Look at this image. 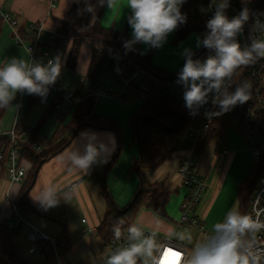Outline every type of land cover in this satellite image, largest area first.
<instances>
[{"label":"crops","instance_id":"1","mask_svg":"<svg viewBox=\"0 0 264 264\" xmlns=\"http://www.w3.org/2000/svg\"><path fill=\"white\" fill-rule=\"evenodd\" d=\"M49 3L50 0H0V13L8 12L18 21V25L14 28L3 21V29L0 35V65L8 62V60L13 57L31 61L30 54L27 50V45L31 38L30 26L32 24L42 23L45 27L43 37L45 40H49L53 32L60 30L63 21L69 23L74 21L73 8L75 3L80 5L81 13L85 17L89 16L91 22L99 20L103 27L126 32L131 39L132 29L127 22L130 10L127 8L125 0H117V5L111 10L108 9L106 5L100 7L98 5V0H90V3L96 6L94 14L84 10L85 0H57L56 7L52 9ZM93 15L95 16L94 20ZM173 34L174 33L170 34L169 43L173 40ZM17 36L24 37L25 42L23 44L19 43ZM141 51L147 52V50H144L142 44H140V52ZM156 54L157 51L154 57ZM91 56L92 49L90 42L84 41L81 45L77 66L75 69H70L66 66L67 53L63 60L64 68L59 82L72 91H75L79 96L94 95L96 102L93 113L99 118L115 121L121 128V136L125 129L130 131L133 136L131 122L134 114L140 107L133 113V104L130 100L107 94V91L116 85L115 77L108 64L104 65L99 72V81L101 83L103 82L102 79H104L105 84L108 86L107 91L98 90L101 84L97 88H94L91 80L87 78ZM183 61L184 57H179L177 62H172L166 65V67H163L159 62L156 64L152 62L155 66L177 72L183 67H181ZM82 77H86V80L83 82L81 81ZM25 99V96L22 97L21 93H17L15 99L12 101V105H18V109L15 110L12 106L6 107L5 114L0 120L5 129L12 128L13 125L16 122L19 123V121L23 122L24 129H32L34 126L38 125V123L35 125L29 123L30 114L22 117V108ZM39 102L41 104V101ZM43 106L45 107L44 104ZM55 113L57 114V112ZM34 115L36 118V113ZM41 115V112H38V116H40L39 119L44 117ZM60 124L58 114L56 116L52 114L49 115L40 128L39 136L36 141L44 147L45 142L53 136L60 127ZM237 133L238 134L230 132L228 134L227 131L226 145L229 148L227 152H220L218 148L221 145L212 142L203 150L197 161V170L206 182V190L198 205L197 215L203 222L207 232H210L212 225L221 221L227 211L235 206L238 201V188L245 182L252 168V154L247 149L244 140H242L241 134L238 131ZM93 135L97 138L96 142H103L112 150L107 154L106 160L98 159L91 166L89 170L93 172L92 174L77 171L70 165L67 157L71 152L76 150L83 152L85 144L90 141ZM118 144V135L110 128L88 126L81 129L68 147L48 159L41 166L36 175L35 184L28 195L30 205L39 208L40 212L27 214L26 217L31 222L32 217L35 215L40 217V219L52 221L56 226V234L54 236L58 235L60 226L52 217H61L68 224L69 234L72 240L69 218L75 206L71 205L70 202L77 201L81 204L87 215V217H83L82 220H87V223H84V233L88 235L89 233L85 232V228L88 225L98 227L108 207L107 198H104L103 191H100V185L103 188L101 177L106 169L102 175H100L99 170L104 167L106 168L107 161L117 149ZM131 150L132 148L129 147L130 152ZM133 153L134 155H131L133 156L132 161L139 157L140 152L137 154L133 151ZM184 154L185 151L180 150L176 152L173 159L166 161L157 170H145L146 177L152 182L166 179L170 183L172 193L167 204V217H161L153 210L144 208L136 219V224H138V226L148 230H156L162 236L171 231L179 233L181 228L178 227L177 224L181 216V205L188 193V188L182 184L179 174L181 157ZM121 157H123L122 151L117 163L110 170L106 171L105 180L108 179L111 190H114V201L119 206L123 207L125 202H127L126 200H128V196L136 192L139 185V177L133 176L130 169L128 172V168H131L132 161L126 159L125 162H121ZM24 163L27 167L28 177L23 183H12L7 175V164L0 161V227L5 225L8 220L13 219L14 203L29 179L33 165L28 161H24ZM69 168H72V170L69 171ZM74 180H81V183L74 192H66L65 187ZM46 185H54L56 187L59 203L55 207L45 208L39 201L33 198L38 196ZM115 190L117 193H115ZM196 229L199 231L200 236L203 237L202 231L199 228ZM95 235L99 236L98 233ZM90 236V243L92 244L94 235L90 234ZM173 242L191 248L187 242L176 240ZM106 247L108 248V246ZM189 250L191 251V249ZM68 254L66 256L67 260ZM101 257V255H95V262Z\"/></svg>","mask_w":264,"mask_h":264},{"label":"clouds","instance_id":"2","mask_svg":"<svg viewBox=\"0 0 264 264\" xmlns=\"http://www.w3.org/2000/svg\"><path fill=\"white\" fill-rule=\"evenodd\" d=\"M125 3L130 10L127 22L132 29L131 39L124 44L126 49L137 43L160 48L170 34L187 22V14L181 11L186 0H125ZM98 5H106L111 10L117 0H98ZM214 5V15L207 20V31L197 40V47L215 54L203 60L194 59L193 50L185 48L181 53L185 62L179 72V80L186 86L185 106L193 115L210 99L212 105L219 108V111L206 112L208 118L249 100L250 85L241 82L233 88V76L240 67L264 59V21L259 17L255 19L250 43L242 46L238 37L252 16L251 9L244 7L238 15L229 18L226 10L230 0H214ZM84 10L94 14L96 6L85 0ZM61 70L59 56L46 64L11 58L0 65V108L12 106L17 110L19 106L12 105L17 93L44 96L60 77ZM96 141L93 135L83 152L76 150L68 155L67 160L75 170L87 173L98 159H107L112 149ZM33 198L45 208L59 203L54 185H46ZM262 230L264 221L258 216L254 219L233 207L221 221L212 225L203 239L193 244L189 253H185L178 250L173 241L192 244L190 233L171 231L161 237L156 230L146 234L143 227L132 224L127 228L126 243L108 253L103 264H264V242L258 238ZM113 233L117 240L124 235L119 226H113Z\"/></svg>","mask_w":264,"mask_h":264},{"label":"trees","instance_id":"3","mask_svg":"<svg viewBox=\"0 0 264 264\" xmlns=\"http://www.w3.org/2000/svg\"><path fill=\"white\" fill-rule=\"evenodd\" d=\"M207 0H186L181 11L187 14V22L176 30V39H183L191 30H198L202 36L206 33V21L204 15L199 10ZM74 21L72 23L63 21L61 23V38L56 39V49L68 53L66 66L75 69L79 59L81 45L84 41H89L92 49V56L87 73V78L91 80L94 88L100 85L99 72L101 68L108 64L115 77V82L119 83L121 78L128 76L132 71L145 68L152 72L158 79V84L152 85V98L141 100L140 109L134 114L131 122L133 140L138 142L139 157L132 161L131 172H135L139 177V185L129 203L121 207L107 191L105 180L106 171L110 170L119 159L122 151L121 128L115 121L103 119L96 116L94 111V95H86L78 104L70 119L61 122L58 130L49 138L41 150L32 148V143L37 142L39 130L45 123L47 117L56 112V104L60 97H56L49 102L46 115L40 120L38 126L33 129L32 135L21 145V158L30 162L33 167L30 176L18 198L15 206L26 216L33 212H40V209L30 205L28 195L32 190L36 175L41 166L50 158L57 155L68 147L79 131L85 127L110 128L114 130L119 139L117 149L112 153L106 164V171L101 177L102 186L107 195L108 207L98 226V234L104 245L108 246L114 237L113 226H119L124 232L132 224H136V219L140 212L145 209L153 210L161 217H167V204L172 190L170 183L166 180L152 182L146 175L145 170H157L166 161L173 159L176 152L186 149L185 135L189 125V115L184 110L181 102L166 94V87L179 78V72H172L161 67L155 66L152 56L144 55L140 52V43L132 45L131 49H126L124 44L130 40L126 32L117 31L113 28H105L99 20L91 22L89 16H84L80 11V5L75 3L73 8ZM3 29V19L0 14V35ZM31 38L32 39V33ZM67 45L63 46L64 43ZM70 48V49H68ZM208 49L202 48L196 52L194 59L201 58ZM136 90H131L129 94L121 96L126 100L139 98ZM28 98V110L41 96L25 94ZM26 110V111H28ZM5 108H0V120L4 116ZM219 111V108L216 110ZM26 114L22 113V117ZM234 119L229 111L219 116H214V124L211 130L202 136L197 144L196 153L200 156L203 150L212 142L221 146L226 144V134L233 126ZM18 129L23 130L22 121L18 123ZM10 146L9 136H0V149L8 152ZM264 171V166L252 167L251 171L238 188V209L242 214H247L251 205L252 197L257 185L259 175ZM28 177V175H27ZM60 226V231L56 236L59 252L63 256L71 251L73 243L69 234L68 224L61 217H52ZM8 236L4 245L10 247L13 237L17 234L10 231L5 225L2 226ZM124 236V235H123ZM40 253L44 256L42 264H52L56 260L54 249L50 242H40ZM14 264H33L23 259H17Z\"/></svg>","mask_w":264,"mask_h":264},{"label":"built area","instance_id":"4","mask_svg":"<svg viewBox=\"0 0 264 264\" xmlns=\"http://www.w3.org/2000/svg\"><path fill=\"white\" fill-rule=\"evenodd\" d=\"M242 8L248 7L251 9L252 16L248 21L249 32L251 35V27L255 22V19L259 17L261 21H264V0H240ZM57 0H50V8L56 7ZM205 21L211 19L216 10L214 0H207L203 6ZM1 18L4 22L10 24L13 28L18 25L17 19H15L8 12H1ZM226 14L229 18L239 14V11L234 6V0H230V7L226 10ZM32 33V39L27 45V50L30 54L31 61L47 63L49 59H55L57 56L60 57L62 63V70L64 68L63 60L65 58V51L56 49V39L61 38L62 34L60 31H55L49 40H45L43 33L45 27L42 23L32 24L29 28ZM254 35L256 33H253ZM19 43H24L25 39L22 36H17ZM241 45H245V35L243 33L238 37ZM67 45L65 42L63 46ZM214 52L207 51L201 58V60L207 58L209 55H214ZM61 70V74H62ZM60 74V77H61ZM59 77V78H60ZM58 80L54 85L49 86L48 92L41 96V103L48 105L56 95L60 97L56 104V112L58 119L64 122L73 108H75L82 101L83 97L76 94L75 91L67 88L61 84ZM86 77H82L81 81H85ZM241 82H247L250 85V98L243 104H237L229 110L230 115L234 120L238 122V132L241 134L247 149L251 152L253 157L252 167L264 166V60H258L248 66H242L237 69L232 79L233 88ZM158 84L159 79L152 73L147 71L145 68H140L131 72L130 75L121 78L119 83H116L114 87H111L107 94L110 96L121 97L129 94L131 90H136L138 97L141 100L152 98L151 90L153 84ZM166 94L173 98H182L181 104L184 110L189 115V125L185 135L186 149L185 154L181 157V164L179 174L181 177L182 184L188 188V193L184 198L181 205V216L177 226H195L199 228L203 237L209 232L204 228L203 222L197 215V208L201 201V197L206 190V182L202 175L197 170V161L199 155L196 153L197 144L199 140L207 134L213 124L214 116L208 118L205 113L208 111H216L211 99L208 104L198 109L195 115L191 113L185 106L183 94L186 90L185 84L179 80V78L170 83L166 87ZM22 97L25 94H21ZM29 130L18 129V122H16L12 128L5 129L0 122V136H9L10 146L8 152L0 149V161L7 164V175L12 183H23L28 175L27 167L24 160L21 158L22 148L21 145L26 142V135ZM32 148L41 150L42 146L38 142L32 143ZM218 150L227 152V149L219 146ZM91 170L88 174H92ZM81 183V180H74L67 184L65 187L66 192H74ZM71 190V191H70ZM254 219L259 217L260 220L264 221V171L259 175L257 185L252 197L251 205L248 213ZM83 223H87L86 219L82 220ZM5 226L12 232L19 233L25 227L30 229L28 239L34 245L29 249L30 253H36L39 249L40 242H50L56 260L52 264H70L67 258L60 254L58 248V241L56 236H51L33 225V223L26 217V215L16 208L14 203L13 219L8 220ZM145 233L150 231L146 228ZM85 232L91 235L98 233V227L88 225L85 228ZM126 235L122 236L120 240L113 239L108 245L109 253L126 243ZM160 235V234H159ZM163 237L162 235H160ZM260 241L264 242V230L258 233ZM174 243V242H173ZM174 245L185 253H189L190 250L186 246H182L174 243ZM107 255L101 257L95 264H103L104 259Z\"/></svg>","mask_w":264,"mask_h":264},{"label":"rangeland","instance_id":"5","mask_svg":"<svg viewBox=\"0 0 264 264\" xmlns=\"http://www.w3.org/2000/svg\"><path fill=\"white\" fill-rule=\"evenodd\" d=\"M199 10L201 12H204V10L200 7H199ZM169 38H170V35L168 36V39L165 42L166 45L164 43L163 46L158 49L149 48L146 45L142 44V46L144 47V50H147V52L141 51V53L144 55L151 54L152 61L154 62V64L159 62L163 67H166V65H169L172 62H177L179 57L180 58L182 57L181 53L183 52L185 48H191L192 50L194 49L193 50L194 53L200 51L203 48V47H200V48L197 47V40L203 38V36L196 29L191 30L181 40L176 39V31L174 32L173 40H171L170 43H169ZM156 51H157V54L154 57ZM184 62L185 61H183L181 67L183 66ZM102 81L103 82L100 83L101 85L98 90L107 91L108 86L105 84L104 79H102ZM179 100L182 101V98H180ZM130 101L133 104L132 112L134 113L140 107L141 99L139 98L130 99ZM74 109L75 108H73L72 111L70 112L68 118L66 119V122L70 119ZM22 110L24 114L26 115L30 114L29 123H32V125H35L37 123L39 124L40 119H41V118L39 119L40 116H38V112H41V114L45 116V113L48 111V106L45 105L44 107L42 103L40 104V102H36L33 105V107L30 110H28V98H26L24 101V106ZM35 113H36V118L34 115ZM52 115L56 116L57 114L54 112L52 113ZM37 126L38 125L34 126L32 129H27L29 130V132L26 135L27 136L26 139H28L32 135L33 129H35ZM237 131H238V122L234 120L233 126L228 129V134L230 132L238 134ZM121 137H122V142H123L122 143L123 144L122 145L123 157H121V162H125L126 159H130L132 161L133 156L131 155H134L133 151L136 152L137 154L139 152L138 142L133 140L132 138L133 136L131 135L130 131H127V129L124 130ZM129 147L132 148L131 152L129 151ZM222 147L226 148L227 150L229 149L226 144ZM220 152H223V151H220ZM129 169L130 168H128V172H129ZM104 170H105V167L99 170L100 175L104 173ZM132 173H133V176L138 177V175L135 172H132ZM106 181H107V191L110 192L113 197L114 190H111L110 184L108 183V179H106ZM100 188H99L100 191H103L104 198H107V195L104 189L101 187V185H100ZM115 193H117L116 190H115ZM131 195L128 196V200H126L127 202H125L124 206H126L129 203V201L131 200L134 194L132 195V197ZM70 203L71 205H74L75 207H73V211L69 218L70 219L69 227H70V232L72 236L73 247L68 254V261L70 264H84V263L92 264L95 262V255L97 256L101 255L103 257L109 253V249L102 243L98 235H94V237L92 238V244L90 243L91 236L90 234L87 235L84 233L85 224L82 222V218L87 217V215L84 212V209L82 208L81 204H79L77 201L70 202ZM238 206H239V200L236 202L234 207L238 209ZM32 223L35 227L41 229L42 231L44 230V232L48 233L51 236H54L56 234L55 233L56 226L50 220L40 219V217H37L35 215L34 217H32ZM180 228L181 229L179 230V233L187 232L191 234L192 244H189L191 248L195 242L204 238L200 236L199 231L196 229L195 226H180ZM7 236H8V232L3 227H0V264H14L19 258L26 260L33 264H42L44 262V256L42 253H40V251H37L36 253L29 252V249L34 244L31 243L28 239V236H29L28 227H25L22 231H20L13 237L12 244L10 245V247H6L4 245V242Z\"/></svg>","mask_w":264,"mask_h":264},{"label":"water","instance_id":"6","mask_svg":"<svg viewBox=\"0 0 264 264\" xmlns=\"http://www.w3.org/2000/svg\"><path fill=\"white\" fill-rule=\"evenodd\" d=\"M234 6L237 8V10L240 12L243 8H242V5H241V1L240 0H234ZM244 35H245V40H246V43H250V32H249V27H248V23L245 24L244 26ZM264 60V59H262Z\"/></svg>","mask_w":264,"mask_h":264}]
</instances>
